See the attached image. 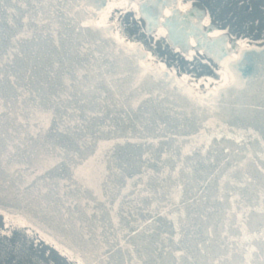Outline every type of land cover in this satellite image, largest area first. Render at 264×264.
<instances>
[{
    "label": "water",
    "instance_id": "95a60500",
    "mask_svg": "<svg viewBox=\"0 0 264 264\" xmlns=\"http://www.w3.org/2000/svg\"><path fill=\"white\" fill-rule=\"evenodd\" d=\"M108 1L0 0V215L77 264H264V43L196 45L226 79L195 86ZM125 2L146 32L202 16Z\"/></svg>",
    "mask_w": 264,
    "mask_h": 264
},
{
    "label": "flooded vegetation",
    "instance_id": "af4514ba",
    "mask_svg": "<svg viewBox=\"0 0 264 264\" xmlns=\"http://www.w3.org/2000/svg\"><path fill=\"white\" fill-rule=\"evenodd\" d=\"M217 1L177 0L180 11L190 7H193L194 10H201L200 23L196 22V16L192 12L190 14L191 24H186V22L185 25H180L172 17H168L164 26L154 27L149 32H146L142 26L136 2L128 4L135 5V7L123 8L114 5L126 4L125 0H109L106 8L96 20L104 24L114 23L113 31L118 38H125L128 43L140 42L142 47L147 50L148 57L158 62L160 66L168 67L185 80L187 75L195 74L199 75L198 78L211 79L208 83L210 85L224 81L226 70L196 45L204 42L209 49L223 53V57L233 59L237 56L239 47L249 46L251 43L257 45L264 43V27H261L258 21H255L254 25H249L244 20L251 9L250 1L222 0L228 1V4L235 2L230 12L224 16H221L216 9ZM241 3L245 4L240 9L238 7ZM252 3L253 6H264V0H252ZM168 12L169 10L166 8L164 14L166 15ZM255 13L254 11L252 14L255 15ZM234 14L238 16L234 17ZM262 14L264 16V11ZM204 33L205 36L202 37ZM168 37H171L173 41H181L183 47L179 44H171ZM68 260L77 264L69 258ZM14 262L22 264L20 259Z\"/></svg>",
    "mask_w": 264,
    "mask_h": 264
},
{
    "label": "rangeland",
    "instance_id": "374dc122",
    "mask_svg": "<svg viewBox=\"0 0 264 264\" xmlns=\"http://www.w3.org/2000/svg\"><path fill=\"white\" fill-rule=\"evenodd\" d=\"M250 1L251 9L248 11V14L246 15V23L249 25L255 24L254 22L258 21L261 27H264V16L262 12L264 11V6H253L252 0ZM235 2H232V4H228V1H217L216 9L219 11L221 16L227 15L228 12H230V9L232 6H234ZM245 3H241V5L238 8H242V6ZM261 5V4H260ZM223 6V7H222ZM222 7V8H221ZM260 8V9H259ZM256 12L255 15L252 13ZM238 16L237 14H234V17ZM248 17V18H247ZM231 18V17H230ZM261 18V21L259 19ZM263 33V31H262ZM258 36V34H256ZM199 75H187L185 78L186 80L197 86L200 84L208 85L211 79H204V78H198ZM21 227V228H20ZM22 224L19 221H13L10 219H7L0 215V243L2 241H5L7 243H11L12 241H16L14 238V234H19V232L22 230ZM28 234L30 235V242L31 248H30V254L31 257H22V254L19 257L20 260H23L26 264L34 263L32 261V258H38L40 259L44 264H74L73 262H70L66 255L56 247H54L49 241L43 239L42 237L38 236L34 231L31 229L24 227ZM20 229V231H18ZM17 254L12 251H8L7 255H4L3 252L0 251V264H15L14 261H16ZM30 259V260H29ZM23 263V264H24Z\"/></svg>",
    "mask_w": 264,
    "mask_h": 264
},
{
    "label": "trees",
    "instance_id": "16d2710c",
    "mask_svg": "<svg viewBox=\"0 0 264 264\" xmlns=\"http://www.w3.org/2000/svg\"><path fill=\"white\" fill-rule=\"evenodd\" d=\"M21 228V227H20ZM20 231V229L18 230ZM14 238L16 241H12L11 243H7L5 241H2L0 243V251L3 252L4 255L8 254V251H12L15 254H17L16 260H19V257L22 254V257H31L30 254V248H31V243L30 241V235L28 234L27 230L22 227V230L19 232V234H14ZM30 260V259H29ZM32 261L34 263L31 264H44L40 259L38 258H32ZM24 261L22 260V264ZM26 264V262L24 263Z\"/></svg>",
    "mask_w": 264,
    "mask_h": 264
},
{
    "label": "snow or ice",
    "instance_id": "6c2138e0",
    "mask_svg": "<svg viewBox=\"0 0 264 264\" xmlns=\"http://www.w3.org/2000/svg\"><path fill=\"white\" fill-rule=\"evenodd\" d=\"M116 7H123V8H128V7H135V5H128V4H119V5H114ZM108 26V25H105Z\"/></svg>",
    "mask_w": 264,
    "mask_h": 264
}]
</instances>
